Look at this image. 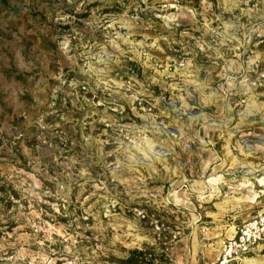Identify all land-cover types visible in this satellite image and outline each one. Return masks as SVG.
<instances>
[{
	"label": "rangeland",
	"instance_id": "obj_1",
	"mask_svg": "<svg viewBox=\"0 0 264 264\" xmlns=\"http://www.w3.org/2000/svg\"><path fill=\"white\" fill-rule=\"evenodd\" d=\"M133 249L264 264V0H0V264Z\"/></svg>",
	"mask_w": 264,
	"mask_h": 264
},
{
	"label": "trees",
	"instance_id": "obj_2",
	"mask_svg": "<svg viewBox=\"0 0 264 264\" xmlns=\"http://www.w3.org/2000/svg\"><path fill=\"white\" fill-rule=\"evenodd\" d=\"M117 260L121 264H152L154 257L143 249H133L126 257Z\"/></svg>",
	"mask_w": 264,
	"mask_h": 264
},
{
	"label": "built area",
	"instance_id": "obj_3",
	"mask_svg": "<svg viewBox=\"0 0 264 264\" xmlns=\"http://www.w3.org/2000/svg\"><path fill=\"white\" fill-rule=\"evenodd\" d=\"M253 239H256L255 234H253ZM250 241V237H247L246 232L243 231V234L241 236H235L233 240L229 242V254L232 255V253H237V251H241L242 249H248Z\"/></svg>",
	"mask_w": 264,
	"mask_h": 264
}]
</instances>
